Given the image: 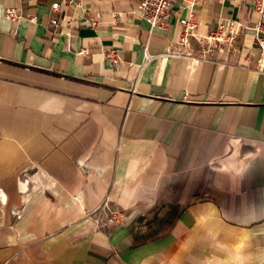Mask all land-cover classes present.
I'll use <instances>...</instances> for the list:
<instances>
[{
  "label": "crops",
  "instance_id": "crops-1",
  "mask_svg": "<svg viewBox=\"0 0 264 264\" xmlns=\"http://www.w3.org/2000/svg\"><path fill=\"white\" fill-rule=\"evenodd\" d=\"M54 1L0 0V264H264L254 0L201 1L186 45V9Z\"/></svg>",
  "mask_w": 264,
  "mask_h": 264
},
{
  "label": "built area",
  "instance_id": "built-area-1",
  "mask_svg": "<svg viewBox=\"0 0 264 264\" xmlns=\"http://www.w3.org/2000/svg\"><path fill=\"white\" fill-rule=\"evenodd\" d=\"M204 0H137L136 12L144 19H146L151 27L157 25H165L166 18L174 11L186 9V13L179 16L182 29L177 40L178 44L186 45L190 42V37L196 35V28L198 25L197 13L195 6ZM82 0H63L54 1L52 8L60 11L62 7H67L73 4H81ZM253 11L257 16L256 24L254 25L255 42L261 49V59H264V0H254ZM7 16L12 19L19 18V13L15 7H8L6 9ZM37 15H31L30 20H37ZM51 23L57 25L59 23L58 17H52ZM92 24H96V19H91ZM243 23L236 19H230L228 27L221 22L217 29L210 31L206 35V39L210 43L214 41L234 40L236 34L239 33L243 27ZM83 52L88 51L87 48L82 49ZM152 57L151 54L146 53V59ZM1 134V132H0ZM101 221L103 223H115L121 221L125 216V211L122 208L112 207L109 205V199L106 198L100 205Z\"/></svg>",
  "mask_w": 264,
  "mask_h": 264
}]
</instances>
